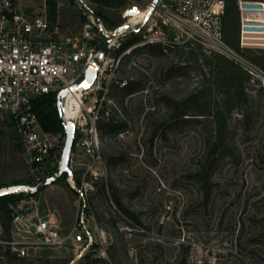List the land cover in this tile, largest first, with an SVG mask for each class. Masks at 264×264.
<instances>
[{
	"label": "rangeland",
	"instance_id": "obj_1",
	"mask_svg": "<svg viewBox=\"0 0 264 264\" xmlns=\"http://www.w3.org/2000/svg\"><path fill=\"white\" fill-rule=\"evenodd\" d=\"M150 1L56 0L51 22L58 23L63 37L80 36L87 12L107 30L131 24L113 39L101 67L96 93L110 116L127 121L128 130L100 135L107 178L99 182H108L139 221L126 216L110 192L105 197L96 185L81 202L64 174L36 194L16 192L21 196L12 206L9 228L8 215L0 209V244L16 252L9 241L25 247L24 264H138L152 259L174 264L181 254L188 264H264V47H239L234 1L225 10L224 40L237 56L207 54L199 42L185 40L171 23L164 24L161 4L169 5V0H159L146 20ZM131 5L140 14L123 17ZM23 10L47 13V2L27 0ZM153 24L170 42L163 54L142 46ZM130 81L140 89L123 96L119 87ZM93 93H87L86 106ZM182 112L201 121L174 123ZM243 112L252 115L248 128L239 120ZM213 116L227 119L233 150L217 161L206 196L196 174L207 153ZM15 123L10 114L0 119V183L33 185ZM64 142L42 168V178L58 167ZM35 208L56 219L65 238L61 244L40 242L24 217ZM77 209L86 213V227L79 225ZM0 264L19 262L0 252Z\"/></svg>",
	"mask_w": 264,
	"mask_h": 264
},
{
	"label": "built area",
	"instance_id": "obj_2",
	"mask_svg": "<svg viewBox=\"0 0 264 264\" xmlns=\"http://www.w3.org/2000/svg\"><path fill=\"white\" fill-rule=\"evenodd\" d=\"M237 1L242 26L251 22L264 24L263 1ZM169 2V5L161 4L164 24L171 23L185 40L199 42L207 54L237 56L224 40L223 15L227 0ZM149 7L150 4L146 9L149 10ZM256 16H261L260 21H256ZM86 17L79 37L74 33L61 37L58 24L51 22L46 11L27 12L18 8L16 0H0V119L5 114H10L15 119L16 142L21 148L27 173L34 179L33 185L44 178L41 176L42 168L52 155L56 157L65 138L62 131H48L41 126L33 111L34 101L50 93L56 98L58 90L69 87L98 55V48L104 37L113 32L105 29L103 22L92 12H87ZM154 26L156 25L147 29L142 43H170L165 39L164 33L155 30ZM112 41L108 48L114 45ZM104 54L100 58L97 78L89 91L83 90L82 106L72 119L75 123V135L68 163L72 173L65 175L70 188L78 193L79 200L83 203L96 183L107 178L106 161L101 154V136L97 129L104 99L96 93ZM91 90L94 93L90 104L86 106L84 99ZM62 117L64 121L68 120L63 113ZM60 163L61 157L58 160V164ZM24 217L33 226L41 243L55 245L65 240L61 235V227L50 213L40 215L35 208L26 212ZM87 219L86 213L78 209L79 225L86 227ZM17 220L14 221L18 222ZM9 244L12 249L17 250L18 255L28 254L25 247L16 248L13 241H9Z\"/></svg>",
	"mask_w": 264,
	"mask_h": 264
},
{
	"label": "trees",
	"instance_id": "obj_3",
	"mask_svg": "<svg viewBox=\"0 0 264 264\" xmlns=\"http://www.w3.org/2000/svg\"><path fill=\"white\" fill-rule=\"evenodd\" d=\"M93 1L109 3L112 0H93ZM46 2H47L48 18L54 21L57 14V2L56 0H46ZM142 46L143 48H146L150 53L157 55L163 54L165 49L169 47L168 44H163L160 42L144 43ZM135 84L136 82L130 81L124 83L120 87L118 85L115 86H118L120 88V90L122 91V95L124 96L127 94H132L140 89ZM33 111L35 112L41 126L45 130L62 131L64 133V124L59 116L56 106V100L54 98L53 93L45 94L37 98L33 103ZM186 114L189 113L182 112L176 115L173 120L174 123L179 124L180 122L183 121H189V119H192L194 121H201L200 118L198 117L197 118L184 117V115ZM199 114L204 115L207 113H199ZM239 120L242 121L245 128H248L250 126V122L252 121V115L243 112L242 117ZM210 121L212 126L210 128L209 133L207 134V141H206L208 145L207 153L203 159L200 170L196 174L197 176H199L201 182H203L204 192L206 196L211 191L212 174L217 161L224 154L232 153L233 150L228 142L227 119L225 117L218 118L213 116ZM97 129L101 136H111L127 131L128 123L127 121L124 120L122 121V120L114 119V117L110 116L109 112L104 107L101 110V117L97 122ZM263 146H264V141H263ZM3 186H5V184L0 183V187ZM97 187L100 189V191L103 193L105 197L107 196V192L109 191L112 196V200L114 201L116 206L126 216L133 218L135 221H139L138 218L123 204V202L120 200V198L113 190V187L112 186L108 187V182L107 183L98 182L96 183V188ZM25 194L33 195L36 193L30 194L29 192H26ZM20 196L21 195H17V193L0 194V209L4 210L5 213L8 215V222L5 225L6 228H9V223L13 216L12 206L17 204L18 200L20 199ZM0 252L2 255L4 254L7 255L8 257L16 259L19 262V264H24V258L22 256H19L18 252L11 251L9 245L0 244ZM138 264H155V260L152 259L146 262L144 260H140ZM174 264H188L187 255L181 254Z\"/></svg>",
	"mask_w": 264,
	"mask_h": 264
},
{
	"label": "water",
	"instance_id": "obj_4",
	"mask_svg": "<svg viewBox=\"0 0 264 264\" xmlns=\"http://www.w3.org/2000/svg\"><path fill=\"white\" fill-rule=\"evenodd\" d=\"M159 0H151L150 7L147 13V17L151 15L154 11L156 5H158ZM134 9V11H133ZM139 10V7L136 5H131L127 9H125L123 13V17H129L132 14L136 13ZM130 27L128 22H124L120 26H118L110 35L104 37L102 44L98 48V55L95 56L90 63L86 66L81 75L69 86L64 87L56 93V106L59 113V116L64 124V133H65V142L64 147L62 149L61 154V163L58 167L53 170L50 174L46 175L37 185H31L28 183H14L7 184L3 187H0V194L4 193H16L20 191H26L30 194L37 193L44 189L45 187L51 185L56 182L59 178H61L64 174L71 175L72 171L68 166L69 157L71 148L74 141L75 135V123L72 119H68L67 121L63 120L62 113L64 109V98L69 93V91H74L79 87H83L84 89H89L94 84L97 75L98 69L101 66V57L105 53L108 48V44L116 37L117 33L120 32L124 28Z\"/></svg>",
	"mask_w": 264,
	"mask_h": 264
},
{
	"label": "crops",
	"instance_id": "obj_5",
	"mask_svg": "<svg viewBox=\"0 0 264 264\" xmlns=\"http://www.w3.org/2000/svg\"><path fill=\"white\" fill-rule=\"evenodd\" d=\"M230 1H234L236 8H237L238 24H239L238 25L237 43H238L239 47H241V48L253 47V46L264 47V24H261L259 22H256V23L251 22L247 26H242L241 19H240L239 3L237 0H227L225 10L227 9V4ZM260 1L264 2V0H260ZM16 4H17L18 8L24 9V7L27 6V0H16ZM29 4H30V2H29ZM257 5L258 4H255V6H257ZM224 16H225V13L223 15V25H224ZM60 36L63 37L61 35V33H60ZM224 37H225V29H224ZM53 185H54V183H52L49 186H53ZM49 186H47L45 188H48ZM76 213L78 214V209H77Z\"/></svg>",
	"mask_w": 264,
	"mask_h": 264
},
{
	"label": "bare ground",
	"instance_id": "obj_6",
	"mask_svg": "<svg viewBox=\"0 0 264 264\" xmlns=\"http://www.w3.org/2000/svg\"><path fill=\"white\" fill-rule=\"evenodd\" d=\"M140 9L132 14L131 16H137L140 14ZM147 17V15H146ZM129 25L131 26V24L129 23ZM127 28H124L123 30H125ZM122 30V31H123ZM84 88L81 86L79 87L76 91H71L70 93L67 94V97L65 98V109H64V118L65 119H74V116L76 114V112L78 111V109L82 106V93H83Z\"/></svg>",
	"mask_w": 264,
	"mask_h": 264
},
{
	"label": "snow or ice",
	"instance_id": "obj_7",
	"mask_svg": "<svg viewBox=\"0 0 264 264\" xmlns=\"http://www.w3.org/2000/svg\"><path fill=\"white\" fill-rule=\"evenodd\" d=\"M133 11H134V9H133Z\"/></svg>",
	"mask_w": 264,
	"mask_h": 264
}]
</instances>
